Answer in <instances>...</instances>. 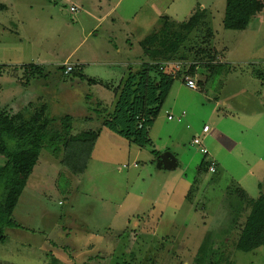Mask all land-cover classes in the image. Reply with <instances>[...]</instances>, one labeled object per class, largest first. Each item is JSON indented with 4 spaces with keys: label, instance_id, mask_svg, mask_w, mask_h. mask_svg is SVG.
<instances>
[{
    "label": "rangeland",
    "instance_id": "obj_1",
    "mask_svg": "<svg viewBox=\"0 0 264 264\" xmlns=\"http://www.w3.org/2000/svg\"><path fill=\"white\" fill-rule=\"evenodd\" d=\"M157 3L0 0V90L8 95L0 106L29 118L45 104L56 123L72 116L73 134L98 132L82 174H71L41 151L12 214L19 228L4 229L0 264H191L206 247L226 252L232 264H264V245L250 253L232 250L245 200L264 195V8L246 29L228 30L222 24L225 0ZM71 4L81 10L71 13ZM101 7L103 13L113 9L105 22L111 33L101 35L102 26L86 37ZM192 8L205 10V25L189 34L181 57L207 48L220 52V63L228 67L209 77L198 68L193 80L205 82L198 90L187 88L182 75L175 78L148 130L151 146L105 128L102 121L114 100L103 84L119 85V67L87 62L83 74L97 82L93 85L73 74L63 77L62 64L96 57L115 63L124 58L115 53L117 47L140 58L139 39L160 27L162 15L180 22ZM129 26L140 27V33ZM29 64L47 75L25 74L23 66ZM204 124L210 128L207 138L201 133ZM152 151L173 154L178 167L158 168ZM210 158L217 161L215 173L206 170ZM3 161L0 156V165Z\"/></svg>",
    "mask_w": 264,
    "mask_h": 264
},
{
    "label": "trees",
    "instance_id": "obj_2",
    "mask_svg": "<svg viewBox=\"0 0 264 264\" xmlns=\"http://www.w3.org/2000/svg\"><path fill=\"white\" fill-rule=\"evenodd\" d=\"M263 8L264 0H225L223 27L228 30H244ZM205 18V10L199 8L193 9L191 15L180 22L171 20L168 16L159 18L160 27L139 42L146 62L139 66L137 73L129 72L113 112L107 114L102 121L105 128L132 140L136 145L151 146L148 130L163 106L175 78L178 75L183 77L186 73L194 77L198 68H205L209 77L228 67L220 63L221 53L216 50L202 48L189 58L180 55L189 34L204 26ZM210 34L208 29L207 37ZM204 41L207 44L209 40ZM172 60L192 61L193 65L189 66L188 72L184 66L160 68L161 62ZM61 69L59 72L63 77L73 74L74 78L81 81L97 84L96 81L86 79L81 66L68 75L63 73V67ZM23 71L33 78L44 76L43 68L37 65H24ZM204 83L197 81L198 88ZM103 85L109 88L108 84ZM26 105L31 107L33 103L28 102ZM46 109V105L40 103L33 114L25 118L19 111L12 113V110L0 107V156L4 159L0 165V244L6 240L5 228H19L13 222L12 214L41 151L47 150L71 174L78 175L85 171L97 141L98 132L95 131L73 134L74 120L71 115L59 117L56 123V119L45 112ZM10 143H14V146L9 147ZM152 152L158 158L159 153ZM205 163L201 162L200 170ZM209 165H206V170ZM240 212L239 218L243 216L244 219L239 224L232 250L250 253L264 245V195L260 194L256 199L247 197L245 207ZM201 250L204 249H198V256L191 264H232L230 255L224 251H210L207 247L204 250L207 252Z\"/></svg>",
    "mask_w": 264,
    "mask_h": 264
},
{
    "label": "crops",
    "instance_id": "obj_3",
    "mask_svg": "<svg viewBox=\"0 0 264 264\" xmlns=\"http://www.w3.org/2000/svg\"><path fill=\"white\" fill-rule=\"evenodd\" d=\"M107 1V0H106ZM160 1H165V0H156V2H158L157 4L159 5V2ZM99 2L101 3V0H99ZM105 3H103V5H104ZM70 7H74L75 8V10L76 11H74V12H71V13H76L78 10H81V8L80 7H78V5H76V4H71L70 5ZM69 7V8H70ZM202 9V8H201ZM112 10L113 9H106V11H105V13H103V9H102V7L100 8V11L102 12L101 13V15H99L98 17H91L92 18V20L94 21V26L92 27V29L86 34V37L87 36H89V34H90V32H94V31H96V29H101L102 28V26H104V28H102V31H100V34L101 35H103V34H105V35H107V34H109L108 32H110L111 33V30H110V28L108 27V26H106L105 25V22L107 21V19L108 18H110V16H111V14H112ZM190 12H193V8L190 10ZM162 16H168L171 20H173V18L171 17V16H169V15H162ZM119 20H120V18H119ZM121 20L123 21V22H126L127 21V19L125 18V17H122L121 18ZM175 21V20H174ZM177 22H178V20H177ZM121 25H124V24H121ZM119 29H120V27L121 26H117ZM127 28H128V26H126ZM130 27V26H129ZM82 30H83V32H85V30L83 29V27H82ZM106 30V31H105ZM140 27H139V29L138 28H136L135 29V27H133V28H131L130 27V31L131 32H133V33H136V32H138V33H140ZM122 31H125L124 29L123 30H121V32ZM129 31V32H130ZM98 36H99V33H97V35H96V38H98ZM85 37V38H86ZM140 40L141 39H139V41H138V44H139V42H140ZM122 44H123V42H121ZM142 50V49H141ZM115 53H117V54H120V55H123L124 56V58L123 59H121V61H116L115 63L114 62H109V61H103V60H101V59H99V58H94V59H90V60H88V61H77L75 64H79L80 66H81V71H82V73L84 72H86L85 71V69L86 68H83L84 66H86L87 65V62H89L90 64H92V65H100V64H102V65H105V66H108V67H114V65L115 66H118L119 68H116L118 71H121V73L123 74L122 75V77H121V79H120V83H119V85H117V86H114V85H112L111 83H106V84H111L110 86H109V88L108 89H110V90H112V92H113V100H114V102L113 103H111V111H108L106 108V110H107V112H108V114H111L112 113V111L114 110V106H115V104H116V101H117V99H118V95H119V93H120V90H121V88H122V86H123V83H124V81L126 80V78H127V76H128V74H129V72H132V73H137L138 71H139V68H134V66H140V65H142L144 62H146V60L144 59V58H142V52H141V57L140 58H138V57H134V53H132V51L130 50V48L129 49H126V48H123V47H117L116 49H115ZM133 58H136V60L137 61H133ZM65 63V62H64ZM112 69H114V68H112ZM125 69H127V71H125ZM1 74H2V72H1ZM0 74V75H1ZM43 74L44 75H47L46 73H45V71H44V69H43ZM86 76V75H85ZM89 80H93V81H95L94 79H92V78H90ZM81 81V80H80ZM90 84H93V83H90ZM93 85H96V84H93ZM173 86V85H172ZM172 88V87H171ZM117 91V92H116ZM171 91V90H170ZM169 91V92H170ZM3 92L4 91H2V90H0V104H1V102H3L2 100L4 99V98H8V97H6V96H8L6 93H4L3 94ZM116 92V93H115ZM168 97V96H167ZM221 102H222V104L223 105H227V103H226V101L225 100H221ZM98 105H100L99 107L101 108V103H99ZM1 107V106H0ZM183 112H184V110H183ZM182 113V112H181ZM167 114V116L169 115L168 113H166ZM167 118V117H166ZM204 126H207L206 124H204ZM202 131V130H201ZM210 132V128H209V130H208V132H206V133H203V132H201L202 134H204V135H206V138H207V134ZM205 138V139H206ZM202 146H203V144H202ZM204 147V146H203ZM200 152V151H199ZM173 157H174V159H175V162H176V166H175V168L176 167H178V161H177V159H176V157L173 155V154H171ZM206 156H208V154L206 155ZM205 156V157H206ZM158 158H159V155H158ZM158 158H157V160H158ZM205 160V158L203 157V159H201V161H200V163L202 162V161H204ZM210 163H214V166H215V172H216V165H217V161L215 160V159H212V158H210ZM209 163V164H210ZM160 168H163V167H160ZM174 168H172L171 170H173ZM208 171V170H207ZM209 172V171H208ZM215 172H213V173H215ZM211 173V172H210Z\"/></svg>",
    "mask_w": 264,
    "mask_h": 264
},
{
    "label": "built area",
    "instance_id": "obj_4",
    "mask_svg": "<svg viewBox=\"0 0 264 264\" xmlns=\"http://www.w3.org/2000/svg\"><path fill=\"white\" fill-rule=\"evenodd\" d=\"M70 12H74L76 11L74 7H70L69 8ZM193 65L192 61H177V60H172V61H165V62H161L160 63V68H164L165 66H170V67H176V68H180L182 66L186 67L187 72H188V68L189 66ZM79 64H74V63H68L65 62L62 64L63 67V73L65 75L70 74L72 71L79 69ZM183 83L185 84V86L191 90H198V85H197V81L195 82L193 80V76H191L190 74H185L183 76ZM185 116V112L181 113V116L177 118V122H180V120L182 119V117ZM173 117L168 115L167 116V120H172ZM209 127L208 126H203L202 127V132L206 133L208 132ZM192 143L195 145H200L201 148L199 149L200 153L204 156H206L208 154L207 150L202 146V143L200 142V140L198 138H193L192 139ZM123 167H127L126 165H123ZM134 168H136V164L133 165ZM208 171L213 173L215 172V166L214 163H210L209 167H208Z\"/></svg>",
    "mask_w": 264,
    "mask_h": 264
},
{
    "label": "water",
    "instance_id": "obj_5",
    "mask_svg": "<svg viewBox=\"0 0 264 264\" xmlns=\"http://www.w3.org/2000/svg\"><path fill=\"white\" fill-rule=\"evenodd\" d=\"M175 166H176L175 159L169 153L160 155L157 160L158 168L163 167L167 170H171L172 168H175Z\"/></svg>",
    "mask_w": 264,
    "mask_h": 264
}]
</instances>
